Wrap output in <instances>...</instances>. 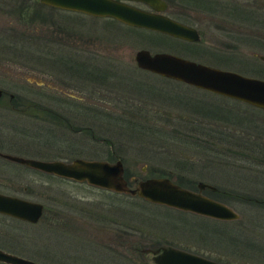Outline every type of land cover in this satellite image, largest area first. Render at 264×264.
Wrapping results in <instances>:
<instances>
[{"label":"rangeland","instance_id":"obj_1","mask_svg":"<svg viewBox=\"0 0 264 264\" xmlns=\"http://www.w3.org/2000/svg\"><path fill=\"white\" fill-rule=\"evenodd\" d=\"M211 1V6H216L209 11L212 22L223 19L249 24L257 15L258 21H264L263 0H236L243 7L236 16L223 8L228 1ZM26 2L20 9L24 20L16 21L23 25L26 13L31 12L29 30L11 25L0 29V88L4 91L0 96V139L7 141L3 145L10 144L1 149L45 159L113 160L106 143L50 123L45 108L51 106L63 113L58 103L67 102L68 117L86 119L100 137L113 141V151L123 162L129 184L133 178L150 175L146 172L150 165L163 166L174 176L201 179L221 192L235 193L223 196L204 191L239 216L214 219L0 158L1 192L40 201L47 210H55L50 221L45 212L34 223L0 220L1 248L37 264H154L149 251L108 247L103 236L96 237L104 224L98 214L114 213L116 219L134 224L126 227L132 235L131 244H168L226 264H264V204L253 201L264 199V109L137 68L134 52L139 48L171 52L260 78H264V63L247 57L226 58L202 45L128 27L110 17L51 8L38 0ZM19 3L0 0V22L13 18L17 14L13 8ZM167 3L165 13L174 19L193 25L211 22L191 9L205 3ZM34 25L38 33L32 32ZM201 27L209 31L207 26ZM49 81L81 86L80 93L91 100L113 102L127 113L93 116V110L87 108L80 113L82 106L77 107L73 99L45 86ZM192 124L213 129L210 136L205 135L208 130L200 136L213 141V151L188 136L199 132L190 131ZM220 147L229 152L215 151ZM183 154L197 158L190 162L181 157ZM245 194L253 197L240 199ZM123 223L115 224L117 231L125 228Z\"/></svg>","mask_w":264,"mask_h":264},{"label":"water","instance_id":"obj_2","mask_svg":"<svg viewBox=\"0 0 264 264\" xmlns=\"http://www.w3.org/2000/svg\"><path fill=\"white\" fill-rule=\"evenodd\" d=\"M127 0H38V2L94 16H109L124 24L151 29L173 36L195 40V30L164 14L131 5ZM160 10V0H141ZM264 61V55H260ZM137 67L179 80L193 86L230 96L256 107L264 108V78L210 66L165 51L150 52L139 48L134 52ZM2 89L0 88V96ZM11 95V94H10ZM0 156L27 166L78 182L115 192L138 196L144 200L197 213L214 219H236L239 214L226 203L202 194V189L216 191L215 185L198 181L197 190L183 187L167 176L133 178L131 184L123 175L119 158L37 159L0 152ZM0 212L29 221L37 220L41 204L0 192ZM150 251L154 264H224L178 247L160 246ZM0 261L10 264H33L23 256L0 249Z\"/></svg>","mask_w":264,"mask_h":264},{"label":"flooded vegetation","instance_id":"obj_3","mask_svg":"<svg viewBox=\"0 0 264 264\" xmlns=\"http://www.w3.org/2000/svg\"><path fill=\"white\" fill-rule=\"evenodd\" d=\"M19 1H20L19 5L16 8H13L15 10L12 11V12H17V14L15 13L14 16H12L13 18L8 19V21H6V22L5 21H1L0 22V29H2V27H4V26L11 25L13 28L22 29V30H26V31L29 30V29H26V26L28 25V23H32V22H30V18L32 16L31 12L30 13H28V12L26 13V22H23L24 23L23 25H18L17 24L16 19L24 20L21 17L22 10H20V9L23 8V4L24 3L27 4L26 0H19ZM185 1H191V2H194V3H202V4L205 3L204 5H201V7L191 8V9L192 10L194 9V13L196 12V14H201L202 15V16L200 15L199 18H204V19L208 18L209 20L214 18L209 13V11L213 10L214 7H216V6H211V2H212L211 0H185ZM213 1H214V3H220V0H213ZM227 1H228L229 5L223 6V8L225 10H228L227 12L232 11L235 16L238 14V12H240V14L242 13L241 11H243V7L239 6V4H236V0H224L222 2H227ZM257 1H259V0H257ZM126 2L131 4V5H134L136 7H139V6L133 4V2L141 3L144 6V7H139L141 9H144V10H147V11H155V12H158V13H161V14H164V15L168 16L165 13V10L168 7L167 0H160V2L163 5L160 10H154L148 3L144 2V1H141V0H127ZM263 2H264V0H263ZM41 4H43V3H41ZM48 6L51 7V8H57V9H61V10H66L68 12L86 14V13H83V12H80V11L64 9V8L55 7V6H51V5H48ZM199 9H201V11L198 12L197 10H199ZM229 14H232V13L230 12ZM257 16H259V15H257ZM257 16L255 17L256 21L251 22L249 24H245L243 22H238V21H234V20L218 19L217 21H213V22H212V20H211V22L207 21L204 24H202L200 22H199V24L195 23V25L189 24V23H186V22H183L181 20L174 19V18L168 16V17H170V18H172L174 20H177V21H179V22H181V23H183V24H185L187 26L192 27L195 30L196 34H197V38L195 40H188V39H185V38L173 36V35H170V34H167V33L159 32V31H156V32H159V33H162V34H165V35H169V37L171 36L172 38H176V39H178L180 41L191 43V44L196 45V46L202 45L201 47L217 51L220 56H223V57H226V58L239 59V58L247 57L249 59H251V58L258 59V60H260L261 62L264 63V61L260 58V55H264V21H262V20L258 21V20H260V17H257ZM103 17H108V16H103ZM241 17L242 16H240V18ZM237 19H239V18H237ZM10 20H12V21H10ZM115 21H117V20H115ZM120 23H122V22H120ZM122 24H124V23H122ZM125 25H127V24H125ZM201 25L207 26L209 28V31H204V29L201 27ZM205 29H206V27H205ZM37 30H38V27L34 25L33 29H32V32L38 33ZM148 30H151V29H148ZM152 31H155V30H152ZM30 32H28V33H30ZM203 41L205 42V44L202 43ZM246 46H248L249 49L245 50ZM245 52L247 54H245ZM192 60H194V59H192ZM194 61H197V60H194ZM197 62H201V61H197ZM201 63L207 64V65H210V66H214V67H218V68H221V69L231 70V71H235V72L244 74V73H242V72H240V71H238V70H236V69H234L232 67L225 66V65H222V64L218 65V64H208V63H205V62H201ZM137 68H139V67H137ZM155 74H157V73H155ZM244 75H246V74H244ZM248 76H251V75H248ZM164 77H166V76H164ZM44 84L48 88L54 90V92H56V93L60 94L61 96H63V98L73 99L75 101L74 104L77 107H81L82 106L81 107L82 109L80 110V113H81V111L83 109H86V108L93 110V113H92L93 116H98L101 112L104 113L105 115H112L114 113H119V114H126L127 113V111H124L125 110L124 108L115 106V104L113 102L109 103V102L101 101V100H98V99H97V101L94 100V99L91 100L90 99L91 96H86V95H83L82 93H80L79 90L82 88L81 86H75V87H72L70 85L69 86H63V85H61V84L59 85V84H57V83H55L53 81H49V83L46 82ZM197 88H199V87H197ZM201 89H203V88H201ZM204 90H207V89H204ZM207 91H210V90H207ZM210 92L215 93V94L220 95V96H225V95L213 92V91H210ZM3 93H4V91L2 90V94ZM96 93H98L100 95L102 92H100L99 89L98 90L96 89ZM7 94L9 95V97L12 96V93H7ZM227 97H230V96H227ZM230 98L234 99V100L236 99V98H233V97H230ZM236 100H238V99H236ZM238 101H241V100H238ZM241 102H244V101H241ZM244 103H246V102H244ZM67 104H69V103H67V102L58 103V105L60 107H62V110H65L63 112L65 115L62 112L54 110L51 106L48 107V108H45L46 109L45 112H47L49 114L48 115L49 117H47V118L50 121V123L54 124L57 127L68 129L71 132L83 133L84 135L88 136L91 140L106 143V146L109 148V150L112 153L111 156H113L112 157L113 160L116 159V158H119L121 160V158L117 154H115L114 151H113V146H112L113 145L112 144L113 141L111 139H107L106 137H102V136L100 137L98 131L94 127H92L90 125V123H85L84 122L86 119H84V118H77L76 119V118L67 116V111L66 110L69 108V106ZM246 104H249V103H246ZM249 105H251V104H249ZM251 106H254V105H251ZM254 107H256V106H254ZM100 108H103L104 110H102ZM257 108H260V107H257ZM262 109H264V108H262ZM197 124H199V123H197ZM199 125H201V124H199ZM201 126H204V125H201ZM201 126H196V125L192 124L189 127L190 131H195V132L199 131V132L197 134H195L196 136L195 135H189V134H188V136L191 137L193 140H196L200 145L207 146L208 148L211 149V151H213L214 147H216V145L213 144V141L211 139H208V138H200L201 134L206 133V130H208V131H207V133L205 135L208 136L209 133L213 129L211 127H201ZM3 142H7V141H3V140L0 139V146L7 147V146L10 145L9 143L6 144V145H3ZM220 148H221V150H216V148H215V151H219V152L222 151L224 153L225 152H229L227 149H224L223 147H220ZM0 152L10 153V154H15V155H21V156H25V157H32V156H27V155H24V154H19L17 152H11L9 150H3V149H1V147H0ZM181 157L183 159L189 160L190 162L197 158V156L184 155V154ZM0 158L3 159V160L14 162V163H19V162H15V161L9 160L7 158H4L2 156H0ZM32 158H35V157H32ZM37 159H45V158H37ZM52 159H55V158H52ZM58 159H63V158H58ZM121 162H122V160H121ZM19 164L25 165L23 163H19ZM26 167H28L30 169H33V170H36V171L41 172V173H47L48 174V172H45V171L30 167V166H27V165H26ZM122 167H123V175L127 179V181H129V178H128L126 172L124 171L123 162H122ZM141 168H144V165L141 166ZM146 172H147V174L148 173L150 174V175H148L146 177L164 175V176L169 177L170 179H172L174 182L178 183L179 185H181L183 187H187V188L192 189V190H197V182L198 181L207 182V181H204V180H201V179H194L192 177L189 178V177H186V176H182L181 174L179 176H177V175L174 176V173L171 171V169L164 168L163 166L161 168H157L155 165H150L147 168ZM50 174L54 175L52 173H50ZM216 188L218 190L217 186H216ZM102 189H104V188H102ZM105 190H108V189H105ZM207 190L208 189L205 188V189H202L200 192L202 194H204V195L209 196L208 194L204 193V191H207ZM109 191H111V190H109ZM1 193H4V192H1ZM5 194H9V193H5ZM10 195H14V194H10ZM15 196H18V195H15ZM18 197H21V196H18ZM21 198H24V197H21ZM25 199H28V198H25ZM28 200H32V199H28ZM246 200H248V199H246ZM32 201H36V200H32ZM253 201H256V202L257 201H261L260 203L264 204V199H259L258 200V199L254 198ZM37 202H39L41 204V213L38 216L37 220L41 217L42 213L45 212V213H47V216L49 217V221H50V219H52L53 216L55 215V210L54 209L47 210V208L45 207L44 203H42L40 201H37ZM53 211H54V213H53ZM64 214H62V215H64ZM98 216H99L100 219H102L104 224L101 226L102 227V230L100 231L101 233L99 235H97L96 237L103 236L102 240L104 241L105 244L107 243L109 245L108 247H117V246L120 247V246H123L125 248H131L133 250H139V252H140V251H143L142 249H146L147 248L149 250H153V249L159 248L160 246L168 245V244L156 243L157 245H154V247H148V246H144L143 247L142 245L138 246V244L135 243V242L133 244H131L132 238H130V237L132 235H128V231H127L126 227L128 225L131 226V227L134 226L133 223H131V222L129 223L126 220L125 221H121V219H116L114 213H111L110 215L109 214H104V215L98 214ZM64 217H65V215H64ZM5 219L23 221V222H26V223H34V222L37 221V220L29 221V220H26V219H21V218L12 216L10 214H6V213H3V212H0V220H5ZM219 220H222V219H219ZM66 221H67V219H66ZM120 222L121 223L124 222L123 225L125 226V228H119L118 229L119 231H117V229L114 226H115V224H120ZM145 231L147 233H150L151 235L153 234L152 231H149V230H145ZM67 234H65V235L67 236ZM123 239H124V241H123ZM148 239H150V237ZM0 245L4 246L3 244H0ZM2 246H0V249H2L4 251H7V252H10V251H8V250H6L4 248H1ZM169 246H171V245H169ZM5 247H7V246H5ZM173 247H175V246H173ZM184 250H186V249H184ZM187 251H190V250H187ZM143 252H148V251H143ZM190 252H193V251H190ZM10 253H13V252H10ZM193 253H196V252H193ZM205 257H207V256H205ZM30 260H32V259H30ZM216 261H218V260H216ZM0 262H2V261H0ZM219 262H221V261H219ZM4 263H6V262H4ZM221 263H223V262H221ZM8 264H10V263H8ZM33 264H37V263L35 261H33ZM224 264H226V263H224Z\"/></svg>","mask_w":264,"mask_h":264},{"label":"trees","instance_id":"obj_4","mask_svg":"<svg viewBox=\"0 0 264 264\" xmlns=\"http://www.w3.org/2000/svg\"><path fill=\"white\" fill-rule=\"evenodd\" d=\"M118 22V21H117ZM128 27H132V26H129V25H127ZM133 28H135V27H133ZM168 175V174H167ZM207 192H211V193H214V194H219V195H227V194H230V195H233V196H236V194L235 193H232V192H221V191H219V189L218 190H216V191H209V190H207ZM251 197H253V196H249V195H241V198L240 199H243V200H246V199H250Z\"/></svg>","mask_w":264,"mask_h":264}]
</instances>
